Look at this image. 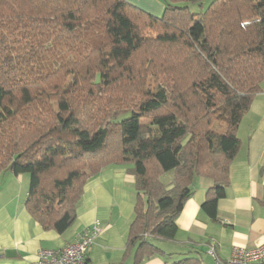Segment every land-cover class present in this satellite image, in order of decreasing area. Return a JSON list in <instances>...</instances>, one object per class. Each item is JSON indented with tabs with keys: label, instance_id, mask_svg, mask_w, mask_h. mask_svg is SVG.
<instances>
[{
	"label": "trees",
	"instance_id": "obj_1",
	"mask_svg": "<svg viewBox=\"0 0 264 264\" xmlns=\"http://www.w3.org/2000/svg\"><path fill=\"white\" fill-rule=\"evenodd\" d=\"M162 2L157 16L127 0H0V175L28 174L27 212L61 234L89 178L132 165L131 264L175 238L195 177L213 182L201 210L218 219L264 80V0Z\"/></svg>",
	"mask_w": 264,
	"mask_h": 264
},
{
	"label": "crops",
	"instance_id": "obj_2",
	"mask_svg": "<svg viewBox=\"0 0 264 264\" xmlns=\"http://www.w3.org/2000/svg\"><path fill=\"white\" fill-rule=\"evenodd\" d=\"M135 5H143L129 0ZM163 12L162 0H144ZM264 83V80L262 81ZM253 97L237 127L240 145L229 164L228 186L217 202L218 219L210 220L201 210L213 182L197 176L175 223L173 240L159 243L163 253L141 264H172L189 257L200 264L226 263L232 248L256 247L264 243V87ZM132 165L109 164L83 185L73 224L59 234L44 229L27 212L24 174L0 175V264H35L41 248L59 249L74 242L93 223L101 232L89 247L86 264H131L126 250L129 226L134 218L135 185ZM172 180L166 186L171 187ZM25 194V195H24ZM213 248L215 256L208 253Z\"/></svg>",
	"mask_w": 264,
	"mask_h": 264
},
{
	"label": "built area",
	"instance_id": "obj_3",
	"mask_svg": "<svg viewBox=\"0 0 264 264\" xmlns=\"http://www.w3.org/2000/svg\"><path fill=\"white\" fill-rule=\"evenodd\" d=\"M100 232L101 227L95 222L70 244L59 249L41 248L37 252L35 264H86L87 251ZM208 253L215 256L213 248ZM224 264H264V243L256 247L234 246Z\"/></svg>",
	"mask_w": 264,
	"mask_h": 264
},
{
	"label": "rangeland",
	"instance_id": "obj_4",
	"mask_svg": "<svg viewBox=\"0 0 264 264\" xmlns=\"http://www.w3.org/2000/svg\"><path fill=\"white\" fill-rule=\"evenodd\" d=\"M127 1H129V0H127ZM135 2H137V3H140V4H142L143 6V8H145V9H147V10H149V11H153V12H155V10H153L152 8H150L149 7V5H150V3L149 2H147V1H144V0H134ZM130 3H132L133 5H135V3H133V2H131V1H129ZM208 2V1H207ZM206 2V3H207ZM135 6H137V7H139V8H142V7H140V6H138V5H135ZM142 8V9H143ZM192 10H194V11H197V7L195 6V5H193L192 7ZM145 9H143V10H145ZM151 13V12H150ZM153 14V13H152ZM161 15V14H160ZM150 84V85H153V84H155V81H154V77H152V76H146V85L147 84ZM261 84H262V86L264 87V83H260V86H261ZM28 100V96H27V94L25 93V96H24V101H27ZM144 121H148V120H144ZM173 172L172 171H168V172H165L162 176H161V180H162V182L163 183H167V182H170L171 181V179H172V174ZM25 176L24 177H26V179H27V182L25 183L24 182V184H23V190H24V192L26 191L27 192V189H28V182H29V175L28 174H24ZM26 194V193H25ZM24 194V195H25Z\"/></svg>",
	"mask_w": 264,
	"mask_h": 264
}]
</instances>
